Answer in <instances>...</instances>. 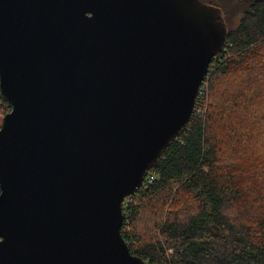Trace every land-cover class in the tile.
I'll list each match as a JSON object with an SVG mask.
<instances>
[{"label":"water","instance_id":"1","mask_svg":"<svg viewBox=\"0 0 264 264\" xmlns=\"http://www.w3.org/2000/svg\"><path fill=\"white\" fill-rule=\"evenodd\" d=\"M226 44L202 0H0V264H149L124 199Z\"/></svg>","mask_w":264,"mask_h":264},{"label":"trees","instance_id":"2","mask_svg":"<svg viewBox=\"0 0 264 264\" xmlns=\"http://www.w3.org/2000/svg\"><path fill=\"white\" fill-rule=\"evenodd\" d=\"M220 7L227 44L194 111L123 203L120 232L149 264H264V0ZM11 106L0 92V126Z\"/></svg>","mask_w":264,"mask_h":264},{"label":"built area","instance_id":"3","mask_svg":"<svg viewBox=\"0 0 264 264\" xmlns=\"http://www.w3.org/2000/svg\"><path fill=\"white\" fill-rule=\"evenodd\" d=\"M198 93H199L200 95L204 94V93H205V87H202V86L200 85V86H199V89H198ZM197 95H198V94H197ZM152 179H154V176H153V175H149V176H147V174H146L143 183H145V182H149V181H151ZM129 196H130V195H129ZM129 196H127V197L124 199V201L127 200V198H128ZM123 203H124V202H123Z\"/></svg>","mask_w":264,"mask_h":264},{"label":"rangeland","instance_id":"4","mask_svg":"<svg viewBox=\"0 0 264 264\" xmlns=\"http://www.w3.org/2000/svg\"><path fill=\"white\" fill-rule=\"evenodd\" d=\"M237 3L238 2H236V0H230V2H229V6L228 7L231 8L230 11H231L233 17L237 16V15L234 14V8L236 7Z\"/></svg>","mask_w":264,"mask_h":264},{"label":"flooded vegetation","instance_id":"5","mask_svg":"<svg viewBox=\"0 0 264 264\" xmlns=\"http://www.w3.org/2000/svg\"><path fill=\"white\" fill-rule=\"evenodd\" d=\"M204 2V1H203ZM206 3H209V2H206ZM210 4H212V3H210Z\"/></svg>","mask_w":264,"mask_h":264}]
</instances>
